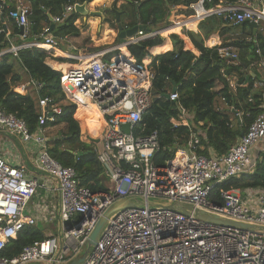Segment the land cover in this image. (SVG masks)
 <instances>
[{"label":"built area","instance_id":"1","mask_svg":"<svg viewBox=\"0 0 264 264\" xmlns=\"http://www.w3.org/2000/svg\"><path fill=\"white\" fill-rule=\"evenodd\" d=\"M15 1L16 7L8 18L22 31L19 37L23 44L11 47L10 53L40 45L55 47L57 42L48 26L36 37L37 42L28 44L31 9ZM1 2L2 19L5 2ZM260 2L239 0L209 11L204 8V0H198L191 8L197 18L213 14L229 24L253 21L259 25L264 21V9L257 7ZM75 4L66 6L60 16L52 18L51 24L58 25L70 16ZM3 32L1 29L0 34ZM137 34L130 44H137L144 36L142 31ZM218 52L224 59H238L232 47ZM256 54L261 56L259 50ZM103 58V53L82 58L78 66L61 73L60 86L65 98L74 105L90 104L97 110L103 133L94 151L107 179L105 190L92 192L81 186L74 168L62 166L49 155L42 126L55 122L61 115V108L51 99H39L43 115L34 133L22 119L0 109V130L24 143L37 145L40 152L35 160L36 170L56 183V187L39 183L27 176L25 165H13L0 158V264L69 263L82 255L86 239L103 212L126 197L169 200L233 220L264 225L262 188L220 190V203L210 200L218 185L252 174L257 159L264 154V91L260 114L224 155L197 154L198 142L192 133L187 146L177 147L172 160L157 166L153 159L160 150L158 133L136 134L151 104L154 72L131 56L117 55L109 61ZM258 67L264 72V59H260ZM168 96L170 102L179 100L177 91ZM178 110L181 120H185V109L178 106ZM236 118L241 122L238 113ZM171 121L175 126L180 124ZM123 126H128V133ZM38 189L59 196L58 233L25 246L13 257L1 256L10 240L16 239L24 228L35 225V219L26 216L25 211ZM81 264H264V234L212 224L170 210L129 209L109 222Z\"/></svg>","mask_w":264,"mask_h":264},{"label":"trees","instance_id":"2","mask_svg":"<svg viewBox=\"0 0 264 264\" xmlns=\"http://www.w3.org/2000/svg\"><path fill=\"white\" fill-rule=\"evenodd\" d=\"M19 1L31 9L30 42L39 36L45 27H51L50 17L60 16L68 5L85 2V0ZM134 1L139 2L136 13L144 25L167 18L169 15L166 5H178L179 2L182 7L177 10L176 16L187 18L193 15V11L189 10L193 0H124L121 9L124 11L131 9L135 14ZM238 1L204 0V8L209 10L220 2L235 4ZM1 3L0 0V5ZM89 3L90 1L86 4V8ZM15 7V0H9L8 5L6 2L2 7V17L8 18L9 12ZM114 12L113 9L110 13L112 20L116 17ZM81 18L83 17L73 12L54 26L52 34L58 39L79 35L75 23ZM2 19L0 18V30L4 27ZM185 24L188 26L191 23ZM201 26L208 29V34L219 30L221 44L208 49L194 42L201 53L197 58L191 52L183 51L182 41L172 35L174 50L156 56L150 65L154 72L150 91L151 104L143 115L136 134L146 136L154 131L158 133L160 150L153 159L157 166H163L166 161L172 160L177 147L187 146L192 133L196 135L198 142L195 147L197 154L209 156L208 150L211 149L218 156L224 155L261 112L263 90L255 89V84L260 82L258 75L255 70L252 71L255 77L247 73L245 67L249 68L250 64H256L261 58L264 59V30H258L253 37V30L248 24L225 23L217 16H210ZM230 30L232 33H228ZM13 33H19L14 23ZM246 36L253 37L252 41L247 42L243 39ZM158 44V39L141 42L130 45L128 52L138 64H141L147 55V49ZM8 45L5 35L0 34V48H7ZM224 47L238 49V59L231 61L222 58L218 51ZM256 50H259L260 57L257 56ZM121 52L127 54L124 48H121ZM46 58V52L36 48L22 49L0 57V109L22 119L29 131L34 133L43 115L38 101L40 98L51 99L61 108V115L56 117L55 122H47L42 126L48 138L49 155L62 166L74 168L81 186L92 192L105 190L107 179L97 160L93 139L87 132H83L80 122L75 119L76 105L65 99L60 86L61 74L45 64ZM14 64H18L28 78L40 86L38 94L21 95L14 91L22 81V76L16 71ZM231 79H235V88L231 85ZM173 84L179 95L178 102H170L163 97L171 93ZM221 97L225 100L226 111L216 106L217 99ZM178 106L187 112L188 126H175L171 123L170 120L178 121L180 118ZM232 110L240 115V123L236 121ZM81 113L88 114L87 127L90 132L95 133L99 118L87 110H77L76 116L79 117ZM258 188L264 189V154L257 159L252 174H245L218 185L212 192L210 200L220 203L218 197L220 190L245 191ZM44 239L46 237L37 228L26 227L16 239L9 241L1 256L13 257L25 246Z\"/></svg>","mask_w":264,"mask_h":264},{"label":"crops","instance_id":"3","mask_svg":"<svg viewBox=\"0 0 264 264\" xmlns=\"http://www.w3.org/2000/svg\"><path fill=\"white\" fill-rule=\"evenodd\" d=\"M1 1H4L5 3L7 2L8 5V0H1ZM196 2H198V0H193V2L189 5V10H192L191 6L194 5ZM123 4H124V0H90V3L87 7V11L97 12L98 10L103 9L104 19L96 15L94 16L89 15L87 17L81 18V20H78L75 23L76 28L79 29V35L77 36H70V37L66 36L61 39H58L55 38L54 35L52 34L53 38L57 42V45L55 47H46L43 45H40V47L38 48L35 47L36 49H40L46 52L47 58L45 59V64L48 67H50L52 70H55L61 74L73 66H78L81 60H83L82 58L86 57L87 55H91L95 53H103L104 54L103 59L105 61H109L110 59H112L117 55L131 56L130 53L128 52V47L133 44H130L129 41L131 40V38H136L139 35L136 34L133 37L127 38L126 42L122 43L118 37L119 25H122L123 29L125 30L133 28L134 26H136V24L141 26L143 28L142 32L144 36L140 37V42L138 43L149 40H155V39L159 40L158 45L147 49V55L140 64L152 72L153 69L151 68L150 65L153 59L156 56L174 50V43L171 40V35L174 33L175 35L179 36V39L182 41V50L191 52L197 58L200 56L201 53L195 47L194 42L199 46L208 49L214 48L221 44L219 30L217 31V33L208 34V29L201 26L207 18H209L210 16H215L213 14H210L209 16L204 18H197L194 17V11L192 10L193 15L187 17L185 20L179 21L178 23L172 21V23L165 25L164 23V21L166 20L165 17L163 19L158 20L155 23L150 22L147 25H144L143 23L140 22L139 16L136 13L139 2L134 1L135 14L131 12V9L128 11L122 10L121 8ZM229 5L231 4L220 2L219 5L214 6L215 8L213 7V9L211 8V10H217L219 7H226ZM180 7H182L180 2L178 5H166V8L168 9L167 15H169V11L171 8L178 10ZM257 7L259 9H264V0H261V2L258 3ZM113 9L115 10L114 15L116 16L114 20H112V16L110 14L113 11ZM127 12L129 14H127ZM117 18L119 20V23L117 22ZM188 22H190L191 24L193 23L194 26L187 27L185 23ZM2 24L4 25V27L2 28L4 31L3 35H5V40L9 45L7 48L4 47L0 48V57L9 54L10 53L9 49L11 47H18L23 44L19 37L20 31L18 34L13 33V22L9 20L7 16L2 19ZM258 30H264V21H261L259 23L257 31ZM228 33H232V30L228 31ZM161 35L162 37H160ZM252 36L253 37L255 36L254 33H252ZM253 37L246 36L243 39H245L247 42H251ZM79 39H83V41L87 40V43L88 41L91 40L90 42H93L92 44L94 45H92L93 46L92 47L90 43L89 45L85 43L86 46L85 49L84 48L82 49L81 47H77L73 42H78ZM107 39L110 40V44L108 46H105L106 44L105 40ZM29 42L30 41H28V44L35 43L37 42V38H34V40H32L30 43ZM98 46H103V47L100 48ZM121 48H124L126 50L127 52L126 55L122 54ZM161 48H165V49H161ZM233 50L237 54H239L238 49L233 48ZM247 60L250 61V58L247 57ZM73 61H77L78 63H74ZM14 67L16 71H18L20 76L23 75L21 83L14 88V91L21 95L28 93L31 96H34L35 94H38L40 86L36 85L31 79H29L26 73L19 67L18 64H14ZM253 70L256 71L260 81L257 82L255 86H261V89L264 91V84H262L264 81V72H262V70L258 67V63L250 64L249 68L245 67V71L247 73L252 74V76L255 77V75L252 73ZM23 77H26L27 80L23 81ZM233 80L231 79L230 81H231V85L235 88L236 85L235 79ZM63 85L66 86L65 80L63 81ZM83 109L86 110L87 108L82 107V105L80 104L76 105V112L74 114V117L76 118L77 110L83 111ZM84 114L85 116L88 115L87 113ZM233 115L236 117L234 113ZM236 121L240 123L237 118ZM99 122L97 123V127L95 128L96 133L97 131H99L101 125L100 118H99ZM179 123H180L178 124L179 126L189 125L186 118L185 120H181ZM102 131H103V127H102ZM99 138L95 140H99ZM39 152H40V148L37 145L33 143H24L19 137L10 135L5 131L0 130V158L6 160L7 162L13 165H17V164L25 165L27 168V176L29 178L35 179L39 183H47L52 187H56V183L53 179L43 176L39 171L36 170L35 160ZM208 153L209 156L215 154L211 149L208 150ZM58 213H59L58 194L52 191L47 192L42 189H38L37 195L29 201L25 211L26 216H30L33 219H35L36 223L34 226H32L33 228H37L43 235L44 232H48V231L52 232V234L48 236L44 235L46 238L52 235H56L59 231L58 222H57Z\"/></svg>","mask_w":264,"mask_h":264},{"label":"water","instance_id":"4","mask_svg":"<svg viewBox=\"0 0 264 264\" xmlns=\"http://www.w3.org/2000/svg\"><path fill=\"white\" fill-rule=\"evenodd\" d=\"M90 0H85L83 4H75L74 5V12L82 17L87 16H100L104 19V11L103 9L98 10L97 12H89L87 11L86 4ZM71 2H74L71 0ZM118 16V15H117ZM50 22H52V18L50 17ZM117 22L119 23V20L117 18ZM248 24L250 27L253 28V33L256 35L258 25L253 21H244L241 23V25ZM54 25H51L50 29L53 30ZM142 27L136 24L131 29H123L122 25L118 26V37L121 40L122 43L126 42L127 38L133 37L136 35L139 31H142ZM22 31L20 30V33ZM176 88L173 84L171 92H175ZM163 97L168 100L169 96L168 94L163 95ZM233 113L236 115L237 112L233 110ZM238 121L240 122L239 118ZM124 132L128 133V126H123ZM94 144H98L99 140H92ZM150 208V209H164V210H170L177 213H181L186 216H193L194 218L209 222L212 224L234 228V229H240V230H249L253 232H258L264 234V225H259L255 223H249V222H243V221H237L233 220L231 218L212 213L210 211L204 210V209H195L191 205L183 204V203H177L172 202L169 200L164 199H144L142 197H126L123 198L117 202H115L113 205H111L109 208H107L99 220L97 221L95 227L89 234L88 238L86 239V247L83 251L82 255L79 257L74 258L72 261H70L67 264H81L84 261L85 256L89 252L90 248H94L98 241L100 240L102 234L106 230L107 226L109 225V222L115 218L118 214L122 213L125 210L129 209H143V208Z\"/></svg>","mask_w":264,"mask_h":264},{"label":"rangeland","instance_id":"5","mask_svg":"<svg viewBox=\"0 0 264 264\" xmlns=\"http://www.w3.org/2000/svg\"><path fill=\"white\" fill-rule=\"evenodd\" d=\"M215 8V7H214ZM212 9H213V7H212ZM209 10H211V8L209 9ZM127 14H129L128 12H127ZM177 15V10L176 9H173V8H171L170 9V11H169V16L166 18V20L164 21V23H165V25H168L169 23H172V21H175L176 23H178L179 21H181V20H185L186 18H182V17H178V16H176ZM123 27V26H122ZM213 33H217V30L215 31V32H213ZM170 35V34H169ZM168 35V36H169ZM172 35H175V33L174 34H172ZM171 35V36H172ZM230 35V34H229ZM175 36H177V35H175ZM228 36V35H227ZM84 37V36H83ZM160 37H162V35L160 36ZM177 37H179V36H177ZM230 37V36H229ZM83 39H85V38H83ZM83 39H79L78 40V42H73V43H75V46H77V47H81L82 49L84 48H86V46H85V43H87V40H84L83 41ZM91 41V40H90ZM90 41H88V43H87V45H89V43H90V45L92 46V45H94V44H92L93 42H90ZM105 46H108L109 44H110V40H105ZM93 47V46H92ZM94 47H96V46H94ZM98 47H100V48H102L103 46H98ZM238 56H239V54H237ZM74 63H78L77 61H73ZM23 76V75H22ZM27 79H26V77H23V81H26ZM255 89H261V86H255ZM66 99V98H65ZM67 100V99H66ZM67 101H69V100H67ZM69 102H71L72 103V101H69ZM74 104V103H73ZM58 106V105H57ZM216 106L217 107H219L220 108V110H222V111H226L227 110V106H226V104H225V100L221 97V98H218L217 99V102H216ZM84 110V109H83ZM86 110H88V108L86 109ZM77 114V113H76ZM187 115V114H186ZM88 115H86L85 116V114L84 113H82V115H80L79 117H77L76 116V118L75 119H77L79 122H80V124H81V126H82V130H83V132H87L88 134H89V137L91 138V139H97V138H99V136L100 135H102V133H103V131H102V127H103V125H102V122H101V125H100V128H99V131H97V133L95 132H90L89 131V128L87 127V120L89 119V117H87ZM185 118H186V116H185ZM171 121V120H170ZM179 121H181V118H179L178 119V122ZM100 123V122H99ZM171 123L173 124V121H171ZM39 228V227H38ZM54 228H55V226H54ZM40 229V228H39ZM50 234H52V232H44V235H46V236H48V235H50Z\"/></svg>","mask_w":264,"mask_h":264},{"label":"bare ground","instance_id":"6","mask_svg":"<svg viewBox=\"0 0 264 264\" xmlns=\"http://www.w3.org/2000/svg\"><path fill=\"white\" fill-rule=\"evenodd\" d=\"M192 26H193V24H190L187 27H192ZM82 107L88 108V110H90L95 117H98L99 118L98 113H97V110L92 105H83Z\"/></svg>","mask_w":264,"mask_h":264}]
</instances>
